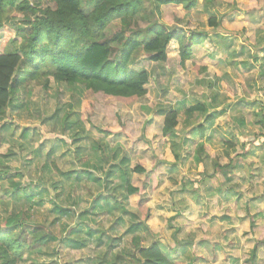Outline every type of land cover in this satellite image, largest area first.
<instances>
[{"label": "rangeland", "instance_id": "obj_1", "mask_svg": "<svg viewBox=\"0 0 264 264\" xmlns=\"http://www.w3.org/2000/svg\"><path fill=\"white\" fill-rule=\"evenodd\" d=\"M42 6L53 8L48 1ZM90 7L84 5L85 10ZM227 14H235V19H220L217 27L208 25L209 18L219 19ZM12 17L19 18L20 15L12 12L9 24L14 23ZM159 20L184 34L221 31V38H228L236 48L248 45L249 51L257 52L256 36L262 38L264 44V0H197L190 9L169 4L161 7ZM117 26L118 21H115L111 30H116ZM258 29L261 33L256 34ZM12 35L10 29L1 28L0 47ZM244 38L247 43L243 42ZM214 52L217 50L206 38L201 45L193 47L188 59L181 58L176 41L169 42L165 61L140 56L133 67L149 73L145 86L147 92L141 97H113L94 92L82 84L68 85L53 79H49L47 85L43 79L33 83L29 92L21 96L25 102L23 107L7 109L1 122L6 128H0V220L11 212L23 217L28 212L31 220L47 224L55 215V204L71 206L73 200L77 201V208L73 210L77 214L80 210H90L91 201L103 190L97 189L93 182L85 181L84 175L77 183L76 180L66 181L61 172L72 170V177L81 174L86 169L81 165L83 156L90 164L87 169H90L96 160L91 147L103 146L107 148L108 156L115 151L119 157L125 155L129 170L140 165L144 172H130L128 176L139 191L124 201L127 215L121 225L115 226L117 211L88 215L95 235L99 226L106 229L112 225L117 230L114 240L123 235L119 244L127 247L130 236L124 234L131 223V215L136 220H144L149 229L146 236L158 239L168 250L173 247L174 238H186L189 247L194 241L188 250L179 253L176 249L174 254L171 253L176 264H231L233 259L247 263L251 260L253 247H256V264H264V162L259 161L263 151L257 149L253 151V157L240 158L235 154L237 151L231 152L227 145L236 141L238 150L243 147L249 151L258 146L253 144L254 136L237 135L235 140L218 136L206 144L207 174H213L211 158L221 164L228 162L224 156L226 151L232 156L231 166L236 162L246 165L251 162L250 166L233 167L230 181L220 193H216L214 179L222 181L224 178L220 171L216 172V177L207 179L203 168L192 161L196 144L206 139L200 140L197 134L193 135V130L179 114L176 135L188 139V143L182 160L174 163L168 137L162 135L163 115L169 109L178 111L194 104L192 97L201 101L199 96L205 94L208 87L213 89L210 83L216 84V81L230 100L229 104L239 109L234 116H243L244 120L259 124L258 127L264 123L263 114L259 113L263 111L261 106L253 108L239 103L240 98H251L250 95L261 100L264 75H258L257 89H253L256 86L249 77L257 69L247 74L237 72L231 60L228 59L227 63L221 61L234 56ZM220 118L217 123L223 124L224 129L237 127L232 119ZM201 120V114L193 119L194 123ZM205 178V182L198 181ZM26 184L37 186L35 191L43 197L34 210H27V205L20 206V200L14 198L16 191L20 193V187ZM55 193H61L60 197L56 198ZM35 197L34 200L39 195ZM99 207L96 210H102ZM74 219L75 215H61L50 232L63 236L62 230L68 225L71 227ZM30 225L25 223L23 227ZM23 227L15 226L14 234ZM82 234L86 247L71 249L50 241L36 249L37 252L25 256L22 264H33L32 261L34 264H95L94 260L107 249L104 245L106 239L95 245L94 237L87 238Z\"/></svg>", "mask_w": 264, "mask_h": 264}, {"label": "trees", "instance_id": "obj_2", "mask_svg": "<svg viewBox=\"0 0 264 264\" xmlns=\"http://www.w3.org/2000/svg\"><path fill=\"white\" fill-rule=\"evenodd\" d=\"M45 1L51 2L53 8L43 7L42 3ZM196 2L197 0H0V29L8 28L13 32L0 47V128H6V124L2 125L1 122L7 109L23 107L25 102L21 98L22 94L28 93L30 86L41 79L45 80L44 84L49 79L68 85L78 83L94 92L119 98L145 95L149 73L133 67L140 56L146 55L152 61H165L169 42L176 41L181 58L188 59L193 47L201 45L208 36V32L184 34L171 29L159 20L161 7L176 4L190 9ZM85 4L91 5L90 9L85 10ZM12 12L20 17H12L14 23L9 24ZM220 19L209 18L208 25L217 27ZM115 21H118V26L116 30H111L110 26ZM202 99L205 101L178 111L169 109L163 115L162 135L168 137L174 163L182 160L188 143V139L176 135L178 115L181 114L187 127L201 138L215 118V112L209 110L210 103L206 100L208 96L203 95ZM200 114L203 115V120L194 123L193 119ZM227 145L234 151V145ZM204 147L203 141L196 144L192 161L207 174L205 167L208 156ZM106 149L93 145L91 150L96 160L87 169L90 164L83 156L84 162L81 165L86 169L81 174L72 177V170L61 172L66 181L76 180L79 183L86 176L85 181H91L98 186L97 189L103 190L91 201L90 210H80L77 214L73 211L77 208V201L73 200L71 206L55 204V215L47 224L31 220L28 212L25 217L11 212L0 220V264H22L25 256L37 252L36 249L50 241H57L71 249L84 248L86 241L82 233L87 238L94 237L95 245L102 244V240L106 239L104 245L107 249L94 260L95 264H176L171 258L175 249L168 250L158 239L146 236L149 229L144 220H136L131 215V223L124 234L130 236L127 247L119 244L123 236L121 234L116 243L113 236L117 230L112 225L106 229L99 226L95 235L88 215L117 211L115 226L121 225L123 217L127 215L124 201L139 191V188L130 183L128 176L130 172H144L140 165L129 170L125 155L119 157L118 151H115L112 156H108ZM244 152L242 150L235 154L246 155ZM224 156L228 159L226 164L211 158L213 174L205 175L207 179L216 177V172L220 171L224 177L222 181L214 179L213 188L216 193H220L224 185L228 184L231 170L235 167V164L231 166L232 156L228 151ZM206 178L198 181L205 182ZM36 188L31 184L23 185L20 193L16 191L14 198L18 202L20 200V206L27 205V210H34V206L43 201L40 192L35 191ZM54 195L59 198L61 193ZM97 207L102 210H96ZM107 207L109 210H103ZM61 215H75V219L71 227L67 224L62 230L64 235L58 237L50 231ZM25 223L32 225L23 227ZM17 225L23 229L14 234V227ZM255 253L256 247H253L251 260L247 262L255 259ZM237 262L234 260L233 264H239ZM32 263L34 264L33 261Z\"/></svg>", "mask_w": 264, "mask_h": 264}, {"label": "crops", "instance_id": "obj_3", "mask_svg": "<svg viewBox=\"0 0 264 264\" xmlns=\"http://www.w3.org/2000/svg\"><path fill=\"white\" fill-rule=\"evenodd\" d=\"M224 17V18H223ZM221 18V17H220ZM227 18V20H232L235 19V14L234 15H225L222 16L221 19H225ZM218 32V31H217ZM209 32L208 36H207V40L208 42L212 43L214 48L217 50V52H214L215 54H225L226 56L230 55V56H234V57H225L223 58L221 61H223L224 63H227L228 59L231 60L232 62V67H234L235 71H239L241 73H249L251 71H254L257 69L256 73L253 74V76L249 77V75H247V77L252 78L253 86H256V88L253 89H257V85H255V83L257 84L258 82H256V80L258 79V75L263 76L264 75V44H262V38L256 36L255 41H254V45L256 47L257 52L255 51H249L248 49V45L242 44L240 46V48H236L234 46V42H231V40H228V38H221V35H223L220 32ZM216 33V34H215ZM261 33V30H257L256 34ZM226 35V34H225ZM229 38L233 40V37L229 35ZM245 40H243V42H248V40H246V38H244ZM250 54V55H248ZM237 57V58H236ZM220 61V62H221ZM210 85H212L213 89H210L208 87V90H204L205 94H201L199 97L201 98V101H198L197 98L198 97H192L196 102H202V96L206 95L208 96V99H206L209 103H210V109L211 111L215 112V118L214 120L209 124L208 128L206 129V132L204 134V137L202 139H206L203 140L205 146L207 143H211L212 140H215L218 138V136L224 137V140L226 139L227 136H229V140L232 139H236L237 135L243 136L245 134L248 135H253L254 136V145H258V146H254L251 150L249 151H245V149L243 147L239 148L240 150L245 151L244 153H246V155H240V158H248V157H253V151L260 149L262 150V154L259 156V161H263L264 162V123L262 125H260L261 127H258L259 124H255L252 123L250 120H244L243 116H234L237 114L236 111H239V109H237L236 107H232L229 102L230 100H228L226 98V96L222 93V91L220 90L221 86L219 81H216V84L210 83ZM264 94V93H263ZM251 98H240V102L239 103H246L248 104V106H251L253 108L261 106L263 108L262 113L264 118V102L261 99L260 101L257 100V98H252L253 95H250ZM258 104V105H256ZM232 114V115H231ZM258 115V113H257ZM221 116H224L227 121L228 119H232L233 121H231L232 123H235L237 127H229V128H225L224 129V125L220 124L219 122L217 123V121L219 120V118ZM221 119V118H220ZM258 123V121L256 122ZM194 135V134H193ZM200 140L201 137L199 135H197ZM252 136V137H253ZM192 137V136H191ZM232 138V139H231ZM223 140V141H224ZM234 150L235 151H240L238 150V146H236V141H234ZM260 145V146H259ZM240 146H243V144H240ZM231 149V152H233V149ZM230 153V152H229ZM251 162H248V164H244L241 162H236L235 163V167H246V166H250ZM159 241V240H158ZM160 242V241H159ZM161 243V242H160ZM194 241L191 243V246L193 245ZM201 244V241L199 242ZM162 244V243H161ZM173 247H170V249H178V252H183L184 249L185 251L188 250L190 247L188 246V242L186 240V238H178L176 239V241L173 242ZM163 245V244H162ZM164 246V245H163ZM188 247V248H187ZM175 250L172 254L175 253ZM233 259L231 261V264L234 263ZM238 261V260H237ZM239 264V261L237 262ZM248 264H256V257L252 262H247Z\"/></svg>", "mask_w": 264, "mask_h": 264}, {"label": "built area", "instance_id": "obj_4", "mask_svg": "<svg viewBox=\"0 0 264 264\" xmlns=\"http://www.w3.org/2000/svg\"><path fill=\"white\" fill-rule=\"evenodd\" d=\"M262 100H263V102H264V94L262 95V98H261Z\"/></svg>", "mask_w": 264, "mask_h": 264}]
</instances>
